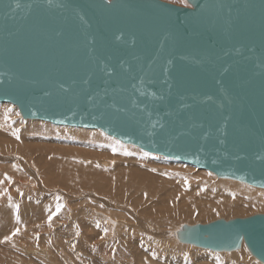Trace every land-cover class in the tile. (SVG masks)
<instances>
[{
    "label": "water",
    "instance_id": "water-1",
    "mask_svg": "<svg viewBox=\"0 0 264 264\" xmlns=\"http://www.w3.org/2000/svg\"><path fill=\"white\" fill-rule=\"evenodd\" d=\"M0 0V102L264 189V0ZM264 264V214L181 225Z\"/></svg>",
    "mask_w": 264,
    "mask_h": 264
},
{
    "label": "rangeland",
    "instance_id": "rangeland-1",
    "mask_svg": "<svg viewBox=\"0 0 264 264\" xmlns=\"http://www.w3.org/2000/svg\"><path fill=\"white\" fill-rule=\"evenodd\" d=\"M161 1L179 6L188 4L186 0ZM32 122L43 121L23 119L16 106L7 111L0 109V264H263L243 242L237 250L216 252L182 244L174 236V231L184 224L264 214L262 206L244 205L264 201L258 198L256 187L236 180L225 182L227 179H219L212 172L208 173L209 178L200 177L203 169L135 145L132 150L119 151L114 143L91 147L92 141L74 137L69 131L35 134L27 129ZM103 146L115 148L114 155L96 156L93 161L96 166L110 170L119 163L122 171L117 173L122 179L123 171H137L133 166L160 172L162 179L175 177L176 193L187 191L185 195L190 197L182 219L170 226L165 220H158L163 215L157 213L156 202L164 197L158 187H154L155 194L151 195L141 190L131 201L118 197L123 195V188L114 196L108 195L109 198L83 187L79 192L52 183L56 171L48 170L57 164L50 161L62 158L67 161H59L57 167L73 168L75 162H68L75 161V156L70 157L66 151L85 150L98 155L96 151ZM104 172L113 177L116 171ZM223 182L242 183L244 189L222 186ZM201 207L211 208L212 214L201 215ZM236 207L240 208L233 210ZM242 250H247L248 256L235 259L239 256L235 254Z\"/></svg>",
    "mask_w": 264,
    "mask_h": 264
},
{
    "label": "bare ground",
    "instance_id": "bare-ground-1",
    "mask_svg": "<svg viewBox=\"0 0 264 264\" xmlns=\"http://www.w3.org/2000/svg\"><path fill=\"white\" fill-rule=\"evenodd\" d=\"M185 7H190V5L187 4ZM13 107L14 106H12L9 103L0 102V109H3L4 111L11 110V109H13ZM29 121H36V120L35 119H29ZM37 121H39V120H37ZM40 121H42V120H40ZM43 122H45V121H43ZM43 122H32L30 124H27V126H28L27 129L33 131L35 134L36 133L38 134V132L40 133V132L53 131L56 133V132L61 131V132L65 133V132L69 131L70 134L74 137H79L81 139L92 141V143H90L91 147L100 146V145H98L99 143H103V144L104 143L105 144H113L114 143L115 147H116V149L115 148L114 149L119 150V151L120 150H122V151L123 150H129V149L134 147V146H132V144L120 142L118 139L103 133L99 129H87V128H83V127H75V126L70 127V126H65V125L63 126V125H56V124L54 126H47ZM7 123L10 124L9 120L7 121ZM71 128H73L74 130H71ZM101 133H103V134H101ZM18 139H20L19 136H18ZM114 149L110 150L109 148L104 147L103 149H100L102 151H100V150L96 151L99 153L98 155L94 154V153L85 152L84 149H83L84 151H79V152L66 151V152H68L67 154H69L70 157L75 156V157H73V159L74 158L76 159L75 161L71 160L68 162L70 164L75 162V165L73 166V164H72L73 168H71L69 166V168H67V169H64V168L62 169L63 165H60L59 167H57L59 165V161H61V163H64L67 160L60 158V159H53L52 161H50L52 163L57 164L55 166H53V164H52L53 167H50V169L48 170V171H56V172H54V175L52 176V183L55 182L54 184L57 183L59 186H62L65 188L67 187L70 189H77L79 192H82L79 189L81 187H83V188L89 189V190H91L97 194H100V196L101 195H107V196L112 195V196H114V195H116V192L120 188H123V193L121 192L123 195H118V197L123 196L124 199H128L131 201L133 199L137 198V196L141 190L147 192L148 195H151V194H155L154 193V191H155L154 187H158V190L164 196L161 201L156 202L158 207H159V209L157 210V213L160 215H163V219H158V220H161V221L165 220L169 226L173 222H175L179 219L181 220L182 218H180V217L185 215L184 208L188 206L186 203V200H188L190 197H188V195H185V193L187 191L184 193H176L177 187L174 184V180H175L174 178L175 177L174 178H167L166 177V178L162 179V174L160 172H152L150 170H145L142 168L136 169L137 167L135 166V168H134V166H133V169H135L137 171H133V170L126 171L124 169L125 171H123V179H122V178H120L121 176L117 173L118 171H122L121 168L119 167L121 165H119L118 162H117L118 164L114 165V167H116V169H113V170H110L107 168H100V167L96 166V163L93 161L94 157L97 156L100 158L101 155L107 157V155L112 154ZM112 155H114V154H112ZM115 155H117V154H115ZM67 158H68V156H67ZM118 158H119V156H118ZM102 163L104 165L106 164V162H102ZM43 171H45V170H43ZM74 171H80V173L77 174ZM104 171H116V172L114 173V175L112 177V175H109V174L107 175V173ZM208 173H211V172L208 170H202V172H199V176L203 177V178H209ZM76 175L80 176V178L79 179L76 178ZM219 179H222V178H219ZM228 180L230 181L231 179H227V180H225V182ZM232 183H236V182H232ZM241 184H239L240 185L239 186V185H235V184L230 185V184L223 182L222 186L242 188ZM242 189H244V188H242ZM255 189L258 193L257 196L259 195L258 198L260 200L262 198H264V189L263 188H257V187ZM251 191H252V189H251ZM261 196H263V197H261ZM104 197H106V196H104ZM120 199H121V197H120ZM244 205H258V206L264 207V201L262 199L261 202H259V201L254 202L253 201V202L246 203ZM240 207H236L233 210L237 211L238 208H240ZM212 212H213V210L209 207H204V208L201 207V215H203V216L204 215H206V216L211 215ZM246 251L247 250H245V251L242 250L241 252H239V254L238 253L235 254V255H239V256H236L235 259H239V260L244 259L246 256H248L246 253H249L248 251L247 252Z\"/></svg>",
    "mask_w": 264,
    "mask_h": 264
},
{
    "label": "snow or ice",
    "instance_id": "snow-or-ice-1",
    "mask_svg": "<svg viewBox=\"0 0 264 264\" xmlns=\"http://www.w3.org/2000/svg\"><path fill=\"white\" fill-rule=\"evenodd\" d=\"M58 208L60 207V205L57 206ZM49 220H51V217H49ZM18 231V230H17Z\"/></svg>",
    "mask_w": 264,
    "mask_h": 264
}]
</instances>
